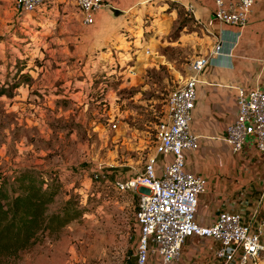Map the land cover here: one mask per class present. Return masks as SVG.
Listing matches in <instances>:
<instances>
[{"label":"rangeland","instance_id":"374dc122","mask_svg":"<svg viewBox=\"0 0 264 264\" xmlns=\"http://www.w3.org/2000/svg\"><path fill=\"white\" fill-rule=\"evenodd\" d=\"M12 1L0 0V179L34 170L57 188L49 213L69 199L81 212L0 264H135L138 193L110 182L148 184L167 97L213 31L170 0L110 8L88 25L72 0L25 14Z\"/></svg>","mask_w":264,"mask_h":264},{"label":"built area","instance_id":"2783aa9c","mask_svg":"<svg viewBox=\"0 0 264 264\" xmlns=\"http://www.w3.org/2000/svg\"><path fill=\"white\" fill-rule=\"evenodd\" d=\"M55 1L12 2L16 12L25 14ZM72 2L79 10L82 22L88 25L95 22L106 0ZM213 3L208 25L218 21L243 28L247 25L254 0H213ZM218 50L219 47H215L214 51ZM208 61L207 55L196 56L189 64L187 78L167 97L166 119L155 131V153L147 158L144 166L148 184H142L140 177H117L110 182L119 192L138 193L134 213L139 230L135 264H147L151 255L160 264H169L179 258L182 245L192 236L213 240L216 264H260L264 257V218L256 228L244 223L241 214L235 210L220 212L209 225H201L196 220L198 199L205 191L207 181L186 170L184 150L194 151L198 147V136L191 132L190 122L198 74ZM130 74L135 75V72L131 70ZM235 102L236 116L226 126L224 140L233 153L240 151L249 138L254 140L258 150L264 151V89L238 86ZM164 156L169 159L165 160Z\"/></svg>","mask_w":264,"mask_h":264},{"label":"crops","instance_id":"0c3cea01","mask_svg":"<svg viewBox=\"0 0 264 264\" xmlns=\"http://www.w3.org/2000/svg\"><path fill=\"white\" fill-rule=\"evenodd\" d=\"M137 1L106 0L96 20H103L110 8H126ZM170 1L190 7L208 25L213 0ZM59 2L62 5L65 1ZM162 3L167 5V0ZM77 11L81 17L78 8ZM208 27L213 31L212 44L204 53L209 61L198 74L190 122L191 132L198 136V147L194 151L184 150L186 170L207 181L195 216L201 225H209L220 212L235 210L244 223L256 228L264 218V151L258 150L249 138L240 151L233 153L224 134L236 116V87L264 89V0H254L243 28L218 21ZM217 46L219 50L215 52ZM163 158L166 160L169 156ZM213 249V240L192 236L182 245L179 258L169 264H216ZM147 264L160 263L151 255ZM260 264H264V258Z\"/></svg>","mask_w":264,"mask_h":264},{"label":"trees","instance_id":"16d2710c","mask_svg":"<svg viewBox=\"0 0 264 264\" xmlns=\"http://www.w3.org/2000/svg\"><path fill=\"white\" fill-rule=\"evenodd\" d=\"M12 180L8 185L5 178L0 179V259L17 257L40 234L59 231L81 212L69 199L61 209L49 213L57 188L34 170H20Z\"/></svg>","mask_w":264,"mask_h":264}]
</instances>
